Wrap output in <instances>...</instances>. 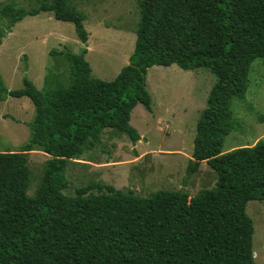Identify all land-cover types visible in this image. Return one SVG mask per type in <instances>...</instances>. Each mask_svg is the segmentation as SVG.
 Listing matches in <instances>:
<instances>
[{"label":"trees","instance_id":"16d2710c","mask_svg":"<svg viewBox=\"0 0 264 264\" xmlns=\"http://www.w3.org/2000/svg\"><path fill=\"white\" fill-rule=\"evenodd\" d=\"M139 21L129 63L116 78L92 77L79 54L63 55L66 82L49 74L38 90L26 78L19 90L5 88L0 102L28 98L34 116L29 138L17 151L0 152V264H254L250 201L264 202V141L224 153L237 130L231 106L244 100L251 65L264 60V0H139ZM51 12L74 25L80 43L88 33L84 16L68 0H44L25 10L0 5L5 34L25 17ZM207 69L216 76L195 127L186 177L206 164L216 186L189 198L184 191H158L143 198L103 183L66 196V167L101 143L104 129L141 137L130 125L139 104L152 113L146 88L152 67ZM49 157L35 195L27 155Z\"/></svg>","mask_w":264,"mask_h":264},{"label":"rangeland","instance_id":"374dc122","mask_svg":"<svg viewBox=\"0 0 264 264\" xmlns=\"http://www.w3.org/2000/svg\"><path fill=\"white\" fill-rule=\"evenodd\" d=\"M44 0H0V5L30 10ZM49 1V0H48ZM139 0H68L84 16L88 33L86 46L78 40L74 25L61 22L51 12L25 17L11 33L0 40V76L5 88L19 90L23 79L38 90L49 74L66 82V50L79 54L86 47L85 60L92 77L110 82L129 63L139 21ZM0 22V33L6 32ZM216 76L207 69L183 71L177 66L152 67L146 88L152 98V113L137 105L130 125L141 140L133 146L114 129H104L101 143L87 150L79 160L66 167V196L88 184L103 183L116 190L132 191L143 198L158 191H184L189 198L202 190L215 188V172L202 162L197 172L186 177L193 151L196 122L206 107L207 95ZM232 116L237 130L225 139L222 151L251 147L264 141V60L252 63L249 85L242 100H233ZM34 107L28 98H7L0 102V152L17 151L29 138V123ZM49 159L41 151L27 155L32 181L28 195L33 197L42 183L44 165ZM246 213L253 222L254 264H264V202L250 201Z\"/></svg>","mask_w":264,"mask_h":264},{"label":"crops","instance_id":"0c3cea01","mask_svg":"<svg viewBox=\"0 0 264 264\" xmlns=\"http://www.w3.org/2000/svg\"><path fill=\"white\" fill-rule=\"evenodd\" d=\"M171 67V66H170ZM9 98V97H8ZM255 257V256H254Z\"/></svg>","mask_w":264,"mask_h":264}]
</instances>
